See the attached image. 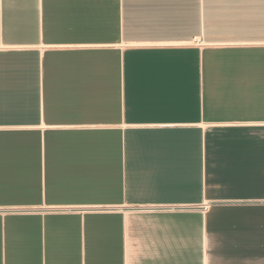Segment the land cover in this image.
Segmentation results:
<instances>
[{"label":"crops","instance_id":"obj_1","mask_svg":"<svg viewBox=\"0 0 264 264\" xmlns=\"http://www.w3.org/2000/svg\"><path fill=\"white\" fill-rule=\"evenodd\" d=\"M0 264H264V0H0Z\"/></svg>","mask_w":264,"mask_h":264},{"label":"built area","instance_id":"obj_2","mask_svg":"<svg viewBox=\"0 0 264 264\" xmlns=\"http://www.w3.org/2000/svg\"><path fill=\"white\" fill-rule=\"evenodd\" d=\"M196 42H198V43H199V41H198V40H196Z\"/></svg>","mask_w":264,"mask_h":264}]
</instances>
